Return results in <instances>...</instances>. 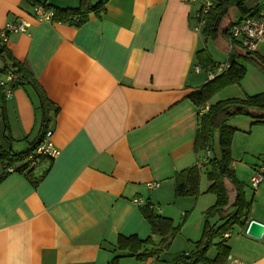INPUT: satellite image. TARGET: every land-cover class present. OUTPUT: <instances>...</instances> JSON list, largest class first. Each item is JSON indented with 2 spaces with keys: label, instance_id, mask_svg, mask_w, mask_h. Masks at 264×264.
Wrapping results in <instances>:
<instances>
[{
  "label": "crops",
  "instance_id": "1",
  "mask_svg": "<svg viewBox=\"0 0 264 264\" xmlns=\"http://www.w3.org/2000/svg\"><path fill=\"white\" fill-rule=\"evenodd\" d=\"M42 1L0 0V31L7 21L30 24L25 32L7 34L4 48L55 107L42 127L32 87H13L9 98L0 88V150L25 152L45 129L58 149L53 158H38L30 173L3 170L0 164V175L6 172L0 177V264H171L194 249L207 224L216 228L223 222L204 215L215 201L205 192L207 179L203 187L199 181L197 196H176L173 186L175 173L201 165L204 155L192 147L203 107H196L188 93L212 78L214 65L241 54L224 28L242 14L229 8L215 35L205 37L202 26L193 28L195 3L106 0L99 15L90 11L85 21L71 25L39 21L32 7ZM209 39L213 47L205 46ZM201 49L209 66L197 59ZM253 52L264 58V42ZM216 53L221 60H215ZM237 59L245 67L243 77L215 92L207 104L264 93V71ZM4 64L0 58V68ZM227 124L234 128L233 171L244 186L253 170L264 165V123L237 115ZM155 181L158 186L149 185ZM135 197L143 205L132 202ZM249 197L242 223L215 237L213 250L206 251L211 259L214 243L228 245L226 258L215 264H264V231L260 238L246 234L250 220L264 225V181ZM144 210L170 218L177 227L167 247ZM174 213L186 216L180 228L171 218ZM121 236L149 238L142 247L157 252L146 259L126 255L117 248ZM176 238L182 250L170 253Z\"/></svg>",
  "mask_w": 264,
  "mask_h": 264
},
{
  "label": "trees",
  "instance_id": "2",
  "mask_svg": "<svg viewBox=\"0 0 264 264\" xmlns=\"http://www.w3.org/2000/svg\"><path fill=\"white\" fill-rule=\"evenodd\" d=\"M106 0H98L95 3H90L89 0H79L75 7H58L52 6L47 2H41L43 8L52 12L51 21L67 22L71 25H79L86 20L87 14L93 11L99 15L103 11ZM33 3V2H32ZM39 4V3H35ZM247 5V6H246ZM256 5L251 10L248 6ZM264 5V0H215L212 9L207 13L206 21L202 29L205 37H213L221 24V21L228 16V9L235 7L241 17L253 13L258 7ZM240 17V18H241ZM232 23V22H231ZM225 25L224 33L228 34L229 25ZM233 48H240L241 54H231L228 58V68L220 73L215 74L207 82L188 93V98L201 108L207 106L206 110L199 113L197 131L194 145H192L195 153H203L201 165L198 163L184 168L174 176V194L176 196H197L200 194L199 181L202 175L205 176L209 182L206 186L205 192L212 193L215 196L214 203L204 211L206 218L217 215L218 220H223L218 227L215 228L214 223L207 224L202 237L195 242V247L189 252L188 256L184 253L177 255L171 264H215V262H222L228 253V245L222 240L214 243L216 253L213 258L206 256L208 247L212 244L214 237L222 235V233L232 224L242 223L249 207V202L244 196L243 184L236 177L232 167L231 156V140L234 128L227 124L230 117L237 115H246L256 123H264V93H256L252 95H245L243 97H229L207 104L209 99L215 92L233 83H238L240 78L245 73L243 63L241 60H250L258 65L264 71V58L255 52L244 49L238 42H234ZM0 39V58L5 64L0 71L9 70L17 74V81L13 84L16 86L32 87L36 93L38 104L37 111L40 114L41 126L49 122V111L55 112V107L47 100L46 95L40 85L35 81L34 77L28 70L16 61L8 49L4 48ZM197 59L202 62L201 66H209L210 59L206 56L203 49L197 51ZM202 59L206 61L203 63ZM7 62V63H6ZM45 129V128H44ZM36 140L33 145L25 152L13 153L10 150H0V164L3 170H7L12 166L14 171H25L30 173L32 170L31 161L27 159L28 154L36 147V145L43 140ZM45 155H34L33 158L37 160ZM200 157V156H199ZM19 163L18 165L15 163ZM14 164V165H13ZM34 164V163H33ZM4 171L2 173L5 174ZM0 175V177H2ZM143 215L148 219L153 232H157L163 238V247L169 244L168 237H173L177 227H173L171 219L165 216L156 215L148 210H144ZM117 248L125 251L129 256H135L138 259H146L149 256L155 255L157 249H146L142 246L150 244L149 238L140 240L135 236L119 237Z\"/></svg>",
  "mask_w": 264,
  "mask_h": 264
},
{
  "label": "built area",
  "instance_id": "3",
  "mask_svg": "<svg viewBox=\"0 0 264 264\" xmlns=\"http://www.w3.org/2000/svg\"><path fill=\"white\" fill-rule=\"evenodd\" d=\"M183 2L195 3L198 7L195 12L196 25L193 27L195 31H200L201 26L205 24L207 13L212 9L215 0H181ZM33 12L35 17L40 20L51 21L52 12L42 7V5H34ZM30 24L26 20L18 21H7L4 27L0 31V39L2 42L6 41L7 34L25 32L29 28ZM228 36L230 41L238 42L244 49L252 51L256 49L257 44L264 42V5L258 7L253 13L247 14L237 20H234L231 25H229ZM228 62L218 63L215 66V73L209 75V78L213 77L215 74L220 73L228 68ZM197 69V67H196ZM17 81V74L12 71L5 70L0 73V88L3 90L5 98H9L12 94L13 84ZM207 106L203 107L201 111L206 110ZM51 134L50 130L45 132V136L41 142H39L27 156V159L31 161V164L36 161L33 156L45 155L47 157H55L58 154V149L52 144L49 136ZM7 170H12L11 167ZM264 181V165L253 170L251 176L249 177L250 186L255 189L260 182ZM150 186L156 187L159 185L157 181L150 182ZM134 203L138 205H143L142 199L135 197L133 199ZM227 237V234H223ZM185 256L189 255L188 251L183 252ZM234 264V261H231Z\"/></svg>",
  "mask_w": 264,
  "mask_h": 264
},
{
  "label": "rangeland",
  "instance_id": "4",
  "mask_svg": "<svg viewBox=\"0 0 264 264\" xmlns=\"http://www.w3.org/2000/svg\"><path fill=\"white\" fill-rule=\"evenodd\" d=\"M42 1V0H41ZM56 0H53V1H51V2H55ZM95 1V0H94ZM43 2V1H42ZM76 2H77V0H63V1H61V4H63V6L65 5V6H75V5H77L76 4ZM237 11H236V9H231V12L230 13H232V16L233 17H235L234 16V13H236ZM213 42H212V40L211 39H209L208 41H206V43H204L205 44V46H209V47H213V44H212ZM215 60H221L220 59V55L218 54V53H216L215 54ZM211 100H213L214 99V97L212 96L211 98H210ZM209 99V100H210ZM203 154V153H202ZM237 177V176H236ZM239 180H241L242 178H240V177H237ZM200 185L199 186H201V187H203V185H205L206 184V178L204 177V176H201V178H200ZM243 182H244V179H243ZM248 182H249V179H248ZM248 182H244L245 183V185L243 186V189H244V196H245V198H246V200H248L250 197L249 196H251V194H252V192H253V188L250 186V184H248ZM206 195H211L212 196V194H206ZM205 195V196H206ZM206 197H208V196H206ZM205 197V198H206ZM213 197V196H212ZM157 213L158 214H161V212L159 213V210H157ZM218 216L216 215H212V216H210V217H208L212 222H215L216 220L217 221H219L218 220V218H217ZM171 218L173 219V221L175 222V224H176V226H178V224H179V228H180V226L181 225H183V223L185 222V220H186V216H184V214L183 215H181V213H179V214H177V213H174V215L173 216H171ZM178 239H180V238H176V240H174V242H173V244H172V247L170 248V253H172L174 250L175 251H179V250H182V243H181V241L182 240H178ZM214 239H215V237H214ZM213 250V247H212V245H210L209 247H208V250H207V252L208 251H212Z\"/></svg>",
  "mask_w": 264,
  "mask_h": 264
},
{
  "label": "water",
  "instance_id": "5",
  "mask_svg": "<svg viewBox=\"0 0 264 264\" xmlns=\"http://www.w3.org/2000/svg\"><path fill=\"white\" fill-rule=\"evenodd\" d=\"M247 6V5H246ZM256 5L248 6L247 9L251 10V8H255ZM247 229L246 234L250 235L254 238H260L263 231H264V225L262 223H259L256 220H250L249 223H247Z\"/></svg>",
  "mask_w": 264,
  "mask_h": 264
}]
</instances>
